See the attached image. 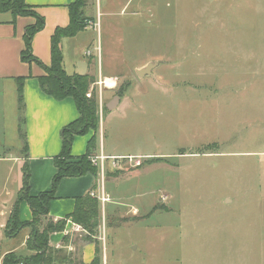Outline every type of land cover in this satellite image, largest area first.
<instances>
[{"label":"rangeland","instance_id":"obj_1","mask_svg":"<svg viewBox=\"0 0 264 264\" xmlns=\"http://www.w3.org/2000/svg\"><path fill=\"white\" fill-rule=\"evenodd\" d=\"M85 15L99 29L66 43V70L87 38L122 62L105 64L121 73L114 89L88 73V97L104 101L94 155L101 127L107 147L142 154L110 156L97 174L109 201L96 236L79 224L65 237L71 264H84L86 242L106 264H264V0H88ZM142 62L151 71L139 76ZM13 84L0 80V156L23 161H0V264L31 253L30 227L6 232L4 203L18 199L29 166V146L28 157L8 147L20 117ZM114 95L130 105L109 110Z\"/></svg>","mask_w":264,"mask_h":264},{"label":"crops","instance_id":"obj_2","mask_svg":"<svg viewBox=\"0 0 264 264\" xmlns=\"http://www.w3.org/2000/svg\"><path fill=\"white\" fill-rule=\"evenodd\" d=\"M75 0H25V2L41 16L45 18V26L38 31L33 37L32 53L41 61L26 62L21 58L22 51L25 47L24 35L26 27L36 23V17L33 15H15L11 11H0V14L7 15L11 13L12 16L8 18L0 17V80L10 79L14 84V90L17 93V78L24 77L23 95H24V109H23V123H20L18 117L17 135L12 143L8 142V147L17 146L24 147L25 141L29 146L28 162L32 171L30 178V193L37 195L40 192L50 190L52 188V180L57 172L54 158L62 149L61 133L65 126L70 122L77 119L80 115L79 109L75 99L71 96L63 99H57L41 88L39 77L45 74L44 66L51 65V39L57 27H65L68 25L69 4ZM91 24L84 30L80 31L73 37H65L61 41V46L64 54V62L66 58L65 46L69 41H75L79 35L86 34L90 29L98 30L99 22L96 21L94 16ZM100 27V25H99ZM77 43V50L74 54L75 63L72 67V72L68 74H77L80 69L78 64L85 62L87 64L86 74L92 73L98 77L103 78H117L121 73H105V64H112L120 66L122 62L116 61L114 54L112 60H105L103 49L99 47L98 55L95 54L90 48L91 41L86 40ZM83 48V49H82ZM91 54L88 56L87 52ZM97 61V62H96ZM144 62L135 65L137 68L144 66ZM95 67V69H94ZM116 87V86H115ZM109 88V89H114ZM115 96V95H114ZM113 96V97H114ZM113 97L110 100L113 99ZM129 97H121L119 105L111 110L115 111L122 105L129 106ZM108 101V102H109ZM18 113L19 103H18ZM26 127V128H25ZM100 128V127H99ZM21 131L25 134L26 139L22 137ZM94 132L90 131L87 134L76 135L73 142V155L75 157L81 156L86 152L87 143L89 138ZM100 138V135H99ZM82 147V149H80ZM85 148V149H84ZM84 150V151H83ZM83 151V152H82ZM104 153L109 156L121 155H140L142 153H128L117 150L113 147H107L106 142L102 138L99 140V153ZM1 162L10 163V168L13 169L15 165L23 161V157L16 154H9L0 156ZM96 183V177L92 173H87L82 176L65 177L56 192V198L51 201L49 217L54 220L64 218L67 214L71 213L75 207V199L78 196L88 194ZM17 199L4 203L5 210H8L9 216L14 208ZM5 213L6 211L2 212ZM32 210L26 200L20 203V218L22 221L32 220ZM8 219H6L7 222ZM69 220V219H68ZM66 228L63 231L53 232L50 235V245L54 247H74L72 239H65L71 230H73L72 221H68ZM5 224V222L3 223ZM28 236L23 240L22 244H26ZM96 256V245L92 242H86L83 245V263L92 264Z\"/></svg>","mask_w":264,"mask_h":264},{"label":"trees","instance_id":"obj_3","mask_svg":"<svg viewBox=\"0 0 264 264\" xmlns=\"http://www.w3.org/2000/svg\"><path fill=\"white\" fill-rule=\"evenodd\" d=\"M88 0H75L69 4L70 20L67 26L57 27L51 39V65L44 66L45 74L39 77L41 88L47 94L63 99L71 96L75 99L80 115L77 119L70 122L62 130V149L55 156L54 161L57 172L52 180V188L40 192L37 195L30 193V168L27 161L23 167L22 187L18 194V199L6 222V232L8 236H17L21 229L30 227L26 244L31 253L24 254L15 260L5 258L4 264H71L72 253L67 252L64 247H54L50 245V235L53 232L63 231L68 219L80 224L90 235H97L100 226L101 212L100 201L91 196L90 192L75 199L74 210L64 218L54 220L49 217L51 201L56 198L57 189L61 180L65 177L82 176L92 173L95 177L98 174V167L92 161L91 156L97 149L98 133V109L100 108L98 96L92 94L88 97L89 83L95 80L89 74H68L64 68V54L61 41L65 37H73L88 26L85 7ZM30 6L25 0H0V11H11L15 15H33L36 23L26 27L24 41L25 47L21 58L26 62L37 61L42 64L32 53V41L35 34L45 26V18L36 11H27ZM17 80L18 103L20 111V123H23L24 77ZM120 94V92H119ZM22 114V115H21ZM94 133L89 138L86 152L78 157L72 153L73 142L76 135ZM22 137L26 139L21 131ZM24 151L28 157V143L25 141ZM26 200L32 210V220L22 221L20 218V203ZM101 256L99 246L96 247V256L92 264H100Z\"/></svg>","mask_w":264,"mask_h":264},{"label":"built area","instance_id":"obj_4","mask_svg":"<svg viewBox=\"0 0 264 264\" xmlns=\"http://www.w3.org/2000/svg\"><path fill=\"white\" fill-rule=\"evenodd\" d=\"M91 54L90 51L87 52V55L89 56ZM105 85L108 88H113L117 85V78H103L100 79L99 85ZM99 105L102 108L104 106V101L102 98V95L99 97ZM110 156L105 155L104 153L99 154V155H92L91 156V161L92 163L98 167V173L101 176V180L104 178L105 173H106V161L107 159H110ZM132 159V157H130ZM114 167L117 166V161L114 158V161L112 162ZM90 195L97 198L101 204H105L107 201H109V196L106 195L104 188H102V183L100 182V179L98 181V187L93 188L90 191ZM68 221H71L70 219ZM74 229H80L81 226L77 223L72 222ZM100 264H106V258H103V261L101 260Z\"/></svg>","mask_w":264,"mask_h":264},{"label":"water","instance_id":"obj_5","mask_svg":"<svg viewBox=\"0 0 264 264\" xmlns=\"http://www.w3.org/2000/svg\"><path fill=\"white\" fill-rule=\"evenodd\" d=\"M78 66H79L80 69L77 71L78 72L77 74L85 75V73L87 71V64L85 62H80L78 64ZM150 69H151V64H149L145 68L138 69L137 70V74L139 76H143L145 74L150 73V71H151ZM120 100H121V96L120 95H115L112 100H110L109 102L106 103V107L109 110H113L119 105Z\"/></svg>","mask_w":264,"mask_h":264}]
</instances>
